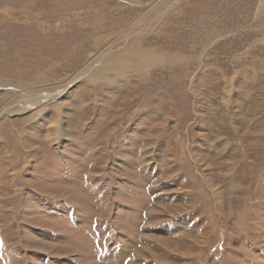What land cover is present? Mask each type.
I'll list each match as a JSON object with an SVG mask.
<instances>
[{
  "label": "rangeland",
  "instance_id": "obj_1",
  "mask_svg": "<svg viewBox=\"0 0 264 264\" xmlns=\"http://www.w3.org/2000/svg\"><path fill=\"white\" fill-rule=\"evenodd\" d=\"M0 264H264V0H0Z\"/></svg>",
  "mask_w": 264,
  "mask_h": 264
},
{
  "label": "bare ground",
  "instance_id": "obj_2",
  "mask_svg": "<svg viewBox=\"0 0 264 264\" xmlns=\"http://www.w3.org/2000/svg\"><path fill=\"white\" fill-rule=\"evenodd\" d=\"M136 55V54H135ZM139 55V54H138ZM133 58V57H132ZM135 58V57H134ZM139 58V57H138ZM135 60V59H134ZM139 60V59H138ZM132 61V60H131ZM143 62H145V60L143 61ZM135 63V62H134ZM141 63V62H140ZM145 66V65H144ZM125 75V74H124ZM94 76H95V74H94ZM50 99V98H49Z\"/></svg>",
  "mask_w": 264,
  "mask_h": 264
}]
</instances>
